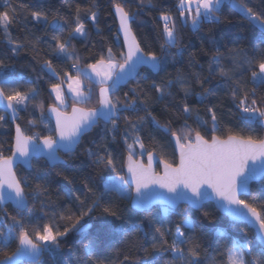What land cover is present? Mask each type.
<instances>
[{
	"label": "trees",
	"instance_id": "trees-1",
	"mask_svg": "<svg viewBox=\"0 0 264 264\" xmlns=\"http://www.w3.org/2000/svg\"><path fill=\"white\" fill-rule=\"evenodd\" d=\"M114 2L122 4L130 13H139L134 16L132 30L141 46L150 45L157 52L162 40L158 35L163 27L161 13L170 14L176 21L179 44L177 48L170 49L166 71L154 74L143 69L134 81L121 88L113 97V99L119 97L123 100V94L131 89H146L149 110L156 117L159 125H167L170 131L165 133L149 119L138 133L129 134L125 131L126 123L121 116L117 131H109L111 124L105 125L101 122L91 133L84 136L74 154L63 156L66 162L64 165L50 168L44 160H35L31 171L19 167L16 170L17 176L27 180L31 185L26 189L29 193V206L22 214L24 223L30 231L42 229L45 225L52 226L54 231L57 226L63 230L65 222L59 219L58 214L68 208L77 210L79 202L75 200L76 196L84 199L85 203H90L87 197L95 199L102 195L101 169L94 162L96 155L111 153L116 158L118 174L124 176V167L130 154L134 158H145L149 152L156 153L162 161L176 166L178 158L171 139L173 131L182 142H187L185 137L193 140L196 132L207 140H211L212 135L221 139L229 136L251 135L257 141L263 140L264 131L258 125L259 119L254 121L242 119L240 110L235 106L239 97L235 102L232 100L230 87L224 84L219 71L221 67L239 70L243 65L246 68L245 58L252 59L254 64L264 58V32L250 23L243 13L233 8L228 2H224L220 11L215 14V17H219L218 20L215 17L205 20L198 29L194 30L190 23H182L178 11L179 0H152L151 5L145 3L142 9L138 7L140 0H0V12L5 10L6 4L17 7V18L9 26V35H6L0 27V59L3 60L4 65L2 68L13 69L8 76L18 81L13 87L23 91L35 87L39 93L35 100L28 102L26 108L21 106L18 110L20 116L17 124L26 135L38 132L41 137L55 136L54 131L50 132L44 127L47 124L49 128L54 129L52 121L46 114L50 106H57L50 85L62 83L66 78L65 73L78 75L77 69L72 67L73 64H76L77 68L87 67L95 63L101 55L106 57L109 47L116 54L117 60L120 59L119 53L124 52V47L117 32L118 25L113 12ZM235 2L245 3L253 11L264 13V0H235ZM77 5L80 6L81 16L91 9L96 13V20L93 22L86 19L87 35L77 36L72 41L73 49L79 59L57 60L51 54L52 47H49L48 41L53 35L63 40L69 33L74 32ZM32 11H40L47 15L49 21L56 17L58 23L44 28L32 20ZM35 38H39L40 42L33 48L32 42ZM9 39L14 43L10 44ZM16 43H22L24 46L14 54L11 49L16 46ZM51 44L54 47L55 41H51ZM180 50L182 54L177 55ZM46 60L52 61L57 73L55 77H51L46 69L41 71ZM210 67L215 69L211 82L201 86L198 81L209 76ZM252 71H258V68L253 67L242 76L237 71V78L243 84L246 93L251 94L255 89L258 105H261L264 103V85L257 86L252 83ZM38 76L41 79L37 80ZM178 76L189 86L190 95L185 97L184 92L176 86L172 89V96H165L163 100L157 101L155 99L157 93L151 89L153 81L163 85L168 80H176ZM87 82L92 86L91 99L82 104L72 101L71 107L66 112L75 105L86 109L99 106L98 90L102 86L90 80ZM205 89H208L211 94H206ZM242 95L244 92L240 93V96ZM141 99H144L143 94ZM41 102H43V109L36 107ZM185 105L191 109L190 114L183 111ZM209 108L216 113L215 132L212 131L213 121ZM139 114L145 115L143 111ZM0 115L7 117L1 111ZM126 134L128 135L127 143L123 140ZM137 136L144 145L143 149L135 142ZM13 140L14 127L7 117L5 122H0V145H3L0 151H3L5 157L11 155L10 146ZM129 145L132 146L131 149ZM90 150L96 155L90 156ZM157 170H160L159 167ZM112 175L115 176L117 173ZM69 180L72 182L69 183ZM85 181L92 186V192H88L85 188ZM104 199L118 207L120 215L119 218L107 217L110 224L105 226L107 234L103 244L95 245L89 253L83 246L89 242L88 239L82 234L70 233L61 241L59 249L45 252L39 264H143L153 256L158 258L160 264H167L168 261L173 260V254L163 250L157 252L152 248L153 236H159L155 228L163 226L166 229L170 228L174 233L176 225L183 221L185 215L190 218L195 227V236L201 245L202 264H213V260L215 264H228L227 253L232 246V241L248 246L243 249L245 260L252 258L248 249H252L259 256L261 247L253 231L248 229L247 233L242 232L244 224L230 222L213 204H207L203 210L199 211L181 206L176 212L166 215L163 207L138 213L131 208L130 199L122 200L116 193H111ZM245 199L249 203H256L260 210L259 202L264 200V181L253 184L251 196ZM6 211L10 216L17 215L16 210L11 206H7ZM102 211V208L98 209L97 215L99 216ZM54 212L57 213L56 217H53ZM205 212L208 213L207 216ZM17 218L20 217L17 216ZM11 223V219L8 218L6 224H0V232L6 233ZM91 223L93 228L90 232L94 233L103 222L96 219ZM2 239L3 237L0 236V240ZM167 239L171 241L172 237L168 236ZM18 246V239L11 240L7 248L0 250V260L15 252Z\"/></svg>",
	"mask_w": 264,
	"mask_h": 264
},
{
	"label": "snow or ice",
	"instance_id": "snow-or-ice-1",
	"mask_svg": "<svg viewBox=\"0 0 264 264\" xmlns=\"http://www.w3.org/2000/svg\"><path fill=\"white\" fill-rule=\"evenodd\" d=\"M224 2L225 0H179L178 11L182 23L187 24L190 18L192 28L196 30L203 21L215 17ZM145 3L151 5L152 0H140L138 7L142 9ZM193 3L196 5L195 16H191V9L185 7ZM228 3L243 13L250 23L256 24L261 30H264V13H257L247 4L236 3L235 0H228ZM4 7L5 10L0 12V27L6 35H9V26L17 18V7L10 4H6ZM114 7L120 20V28L124 33L126 52H120V59L117 60L116 54L109 47L106 57L101 55L95 60V63L87 66L91 73L99 78L97 83L107 85L100 88L99 106L88 110L73 107L71 115L61 112L58 106H50L48 110L55 116V127L54 129L49 128L47 124L44 127L48 128L50 132L54 131L55 137L53 135L41 137L38 132L26 135L20 125L17 124L14 143L10 146L12 155L5 157L3 151H0V213H2L0 224H6L8 218L12 221L6 233L0 232V236L3 237L0 240V250L7 248L9 242L14 238L18 239L19 242V247L16 248L15 252L5 256L3 260H0V264H21L25 257L28 258L30 264H39L42 255L45 252L59 249L61 241L70 233L82 234L84 238L88 239L89 242L83 246L91 253L93 247L97 244H103L106 238L107 228L105 226L110 224L107 217L119 218L118 207L104 199L111 193H116L122 200L131 199L134 206L144 212L151 211V205L154 202H161L164 205L166 215L176 212L181 203L203 210L206 201L215 199L217 209L234 222L245 225L241 229L242 232L247 233L249 228H255L261 245L259 256L252 249H248L252 258L245 260L243 249L248 246L232 241V246L227 253L228 264H264V200L259 202L260 210H258L256 203H249L247 199L243 198L251 196L250 185L253 181H264V140L257 141L251 135L247 137L229 136L227 139L212 135L209 141L199 132H196L194 141L185 137L187 142L182 143L181 138L177 137L173 131L171 135L176 138L175 146L179 149V164L173 167L171 164L164 163V173L159 175L152 169L153 156L150 152L148 153L147 166L133 160V156L130 154L127 157V172L131 175L130 181L125 176L118 174L116 158L111 153L96 155L90 150L89 155H96L94 162L101 169L102 195L95 199L87 197L90 203H85L84 199L76 196L75 200L79 202L77 210L73 211L68 208L58 214L59 219L65 222L63 230L57 226L54 231L52 226L45 225L42 229L30 231L29 227L25 225L22 214L27 211L29 193L26 189L30 188L31 185L27 180H22L17 176L14 171L15 164L31 168L34 158L43 157L52 167H56L62 163L59 156L61 151L72 152L80 137L100 121H104L105 125L111 124L109 131H117L121 116L126 123L125 131L129 134L138 133L149 119L165 133L170 131L167 125L160 126L156 117L149 110L150 104L146 89H131L123 94V100L119 97L113 99V97L116 96L122 85L134 81L142 68L150 69L157 74L166 71L170 49L177 48L179 44L176 21L170 14L161 13L160 19L163 21V27L162 32L158 35L162 40L157 52L150 45L141 46V43L132 33L130 21L139 13L133 14L126 11L120 3L114 2ZM186 11L189 12V16H185ZM31 17L36 24L44 28L58 23L56 17L49 21L47 15L40 11H32ZM215 18L219 19V17ZM86 19L94 22L96 13L89 9L81 16L80 6L77 5L74 32L69 33L68 37L63 40L56 35L50 37L48 43L49 47H52L51 54L57 60L79 59L73 49L72 41L77 36L87 35L85 30ZM51 41H55L54 47ZM8 42L14 43L11 39ZM39 42V38H35L32 47L35 48ZM23 46L22 43H16L11 51L15 54ZM181 54L182 50L177 52V55ZM245 63L247 67L241 65L239 70L221 67L219 74L224 84L230 87L232 100L235 102L239 97L235 106L240 110L242 119L245 121L259 119L264 123V103L258 105L255 89L251 94L246 93L243 84L237 78V71L242 76L246 71L256 67L258 71H252V83L257 86L264 85V58L255 64L252 59L245 58ZM3 66V60L0 59V67ZM72 67L76 68L78 73L81 72L76 64H73ZM45 69L51 77L57 75L51 60L44 62L41 71L43 72ZM214 72L215 69L210 67L209 76L198 81L201 86L211 82ZM65 77L69 81V91L75 94L78 101L87 102L91 99L90 95L85 96L81 92L79 75L72 77L65 73ZM87 78L91 79L92 77L89 75ZM39 79L41 77L38 76L37 80ZM16 83L18 81L0 73V105L3 106L4 112L11 113L12 119L16 118L21 106L26 108L28 102L35 100L39 95L35 87L23 91L13 87ZM176 86H179L180 91L184 92L185 97L190 95L189 86L179 76L176 80H168L163 85L153 81L151 89L157 93L155 99L159 101L163 100L165 96H172V89ZM50 88L59 105L66 106L61 83H53ZM241 92H244V95L240 96ZM205 93L211 94L208 89H205ZM141 94H143L144 99H141ZM36 107L43 109V102ZM141 111L145 115L141 116L139 114ZM183 111L190 114L191 109L185 105ZM208 111L211 113L213 121L212 131L215 132L216 113L212 108H209ZM6 119L5 115H0V122H5ZM113 140H115V136H113ZM123 140L127 143V134ZM135 142L139 144L141 149L144 148L138 136ZM131 147L129 145V149ZM0 148H3V145H0ZM257 159L260 161L259 164L256 163ZM112 173H117V175L113 176ZM38 179H43V177H38ZM68 182L71 183L72 181L69 180ZM84 186L88 192L93 191L92 186L87 181L84 182ZM133 187L134 195L131 192ZM8 203L14 206L16 216H10L6 211L5 206ZM101 208L103 211L98 216L97 210ZM207 215L208 213L205 212V216ZM17 216L20 218L18 219ZM56 216L57 213L54 212L53 217ZM96 219L103 223L92 233L90 232V229L93 228L91 221ZM155 232L159 236H153V250L157 252L168 251L174 256L173 260L168 261L167 264H202L200 260L201 245L195 236V227L187 215L181 223L176 225L174 233L170 228L166 229L163 226L156 227ZM168 236L172 237L171 241L167 239ZM143 264H160V262L156 256H153L152 259L144 261ZM213 264H215V260H213Z\"/></svg>",
	"mask_w": 264,
	"mask_h": 264
},
{
	"label": "water",
	"instance_id": "water-1",
	"mask_svg": "<svg viewBox=\"0 0 264 264\" xmlns=\"http://www.w3.org/2000/svg\"><path fill=\"white\" fill-rule=\"evenodd\" d=\"M113 12H114V16H115V18H116L117 25H118L117 32H118V35H119V37H120V39H121V41H122V44H123V47H124V52H126V46H125V43H124V33H123V31L121 30V28H120V20H119L118 15H117L116 12H115V8H113ZM133 20H134V19H133ZM133 20L130 21L131 29H132V22H133ZM132 33H133V35H135L134 32H133V30H132ZM135 37H136V36H135ZM136 39H137V38H136ZM137 41H138V40H137ZM143 69H147V68H142V69L140 70V72H141ZM147 70L151 71L150 69H147ZM151 72H152V71H151ZM152 73H154V72H152ZM139 74H140V73H139ZM154 74H157V73H154ZM137 77H138V76H137ZM137 77H136V78H137ZM130 83H131V82H130ZM130 83H127V84L122 85L121 88L127 86V85L130 84ZM106 86H107V85H106ZM106 86H102V87H106ZM100 88H101V87H100ZM100 88H99V90H98V97H99V91H100ZM121 88H120V89H121ZM119 91H120V90H119ZM116 94H118V93H116ZM73 107L81 108V109H84V110H88V109L83 108V107H81V106H79V105H75V106H73ZM73 107H72V108H73ZM72 108L70 109L69 112H64V111H62V110H60V111L66 113V114H68V115H71V113H72ZM48 109H49V108H48ZM48 109H47V111H46V114H47L48 118L52 121L53 126L55 127V116H54L52 113H50ZM0 111L7 115L9 122L13 125V127H14V138H15V135H16L17 119H18L19 116H20L19 111L17 112V114H16V118H15V119H12V115H11L10 112H7V113H6V112L3 111V106H2V105H0ZM101 122L104 123V121H100V122H98L96 126H94L93 128H91L88 132L84 133V134L80 137L79 142L74 146V150H73L72 152L67 153V152L61 151V152L59 153V156H60V158H61L62 163H60V164H58V165H64L66 162H65V159L63 158V156H64V155L74 154V153L76 152L78 146L81 144V142H82L84 136H86L87 134L91 133V132L93 131V129H94L95 127H97ZM258 125H259V126L263 129V131H264V123H262L261 120L258 121ZM176 136H177V135H176ZM54 137H55V136H54ZM177 137H178V136H177ZM171 139H172V142H173V146H174L175 153H176L177 158H178V163H177V165H178V164H179V149H178V147L175 146V139H176V138L172 136ZM226 139H227V138H226ZM263 140H264V137H263ZM193 141H194V139H193ZM209 141H210V140H209ZM181 142H182V141H181ZM13 143H14V140H13ZM182 143H183V142H182ZM151 154H152V156H153V161H152V169H153V171L156 172V173L159 174V175H163V173H164V163H166V162L162 161V160L157 156L156 153H151ZM11 155H12V153H11ZM11 155H10V156H11ZM62 155H63V156H62ZM35 160H44L50 168H55V167H52V166H51V165H50V164H49V163H48L43 157H37V158H34L33 161H32V167H33V162H34ZM133 160H135V161H137V162H140V163H143L145 166L148 165V155H147L145 158H143V157L134 158V157H133ZM127 163H128V161L126 160V164H125V167H124V175H125V178L128 179V180L130 181V180H131V175L127 172ZM256 163H257V164L260 163L259 159H257ZM58 165H57V166H58ZM177 165H176V166H177ZM19 167L25 169L26 171H31V170H32V167H31V168H26V167L23 166V165L15 164V165H14V171L16 172V170H17ZM157 167H159V169H160L159 171L157 170ZM173 167H175V166H173ZM260 182H262V181H253V182L251 183V185H250V188L252 187L253 184L260 183ZM158 190H159V191H164V190H162V189H158ZM134 194H135V193H134V187H133V189H132V195H134ZM248 197H249V196H248ZM243 198H245V197H243ZM130 204H131V208H132L134 211H136V212H138V213H145L144 211H142V210H140V209H137V208L134 206V203H133V201H132L131 199H130ZM207 204H213L214 207L217 209L215 199H213V200H211V201H206V202H205V205H207ZM7 206H11V207L14 209V206H13L11 203H8L5 207H7ZM28 206H29V200H28ZM28 206H27V209H28ZM181 206H187V207L191 208V209L194 210V211H199V210H200V209L193 208V207H191L189 204H186V203H181V204L178 206V208L181 207ZM155 207H163V208H164V205H163V203H161V202H154V203L151 205V210H152L153 208H155ZM217 210L219 211V213H220L221 215H223V216H225L226 218H228L230 222H232V223H236V224H242V223H239V222H234L230 217L226 216L221 210H219V209H217ZM249 229H251V230L253 231V233L255 234V239H256L258 245L261 247L260 242H259V239H258V236H257L256 229H255V228H249ZM77 234H78V233H77ZM18 247H19V246H18ZM43 255H44V254H43ZM43 255H42L41 259L43 258ZM2 260H3V259H2ZM40 261H41V260H40ZM21 264H30V262H29L28 258L25 257V258L21 261Z\"/></svg>",
	"mask_w": 264,
	"mask_h": 264
},
{
	"label": "rangeland",
	"instance_id": "rangeland-1",
	"mask_svg": "<svg viewBox=\"0 0 264 264\" xmlns=\"http://www.w3.org/2000/svg\"><path fill=\"white\" fill-rule=\"evenodd\" d=\"M225 2H228V0H225ZM185 7L191 9V16H195V12H196V5H195V3L186 5ZM185 16H189V12L186 11L185 12ZM187 23H190L191 24V19L190 18H189V20H188ZM256 26H258V25H256ZM262 31L264 32V30H262ZM79 69L81 70V72L78 74L79 75V79L81 81L80 90H81V92L85 96H89V95L91 96L92 86H91V84H89L87 82V80H90L93 83H95L97 85H100L99 83H97V81H98L99 78L96 77L94 73H91V70L88 67H84V68L79 67ZM12 72H13V69H11V68H2V67H0V73H4L6 77H8ZM78 75H70V76L76 77ZM89 75L92 77L91 79H88L87 78ZM68 84H69V81L66 78L61 83V87H62V90H63V94H64V97H65V104H66V106L59 105V102L56 101V104L60 108V110L65 111V112L68 111V108L69 107H71L72 101L75 102V103H78V104L85 103V102L78 101L75 98V94L69 91ZM100 86H106V85H100ZM73 87H75V85H73ZM53 95L55 97V94L54 93H53ZM125 187H127V185H125ZM131 192H132V189H131Z\"/></svg>",
	"mask_w": 264,
	"mask_h": 264
},
{
	"label": "flooded vegetation",
	"instance_id": "flooded-vegetation-1",
	"mask_svg": "<svg viewBox=\"0 0 264 264\" xmlns=\"http://www.w3.org/2000/svg\"><path fill=\"white\" fill-rule=\"evenodd\" d=\"M63 156V155H62ZM64 158V157H63Z\"/></svg>",
	"mask_w": 264,
	"mask_h": 264
}]
</instances>
